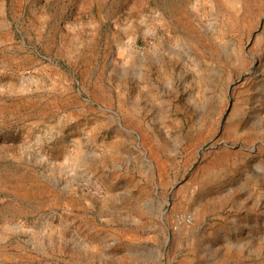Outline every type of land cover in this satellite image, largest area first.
I'll use <instances>...</instances> for the list:
<instances>
[{"label": "rangeland", "instance_id": "obj_1", "mask_svg": "<svg viewBox=\"0 0 264 264\" xmlns=\"http://www.w3.org/2000/svg\"><path fill=\"white\" fill-rule=\"evenodd\" d=\"M0 264H264V0H0Z\"/></svg>", "mask_w": 264, "mask_h": 264}, {"label": "crops", "instance_id": "obj_2", "mask_svg": "<svg viewBox=\"0 0 264 264\" xmlns=\"http://www.w3.org/2000/svg\"><path fill=\"white\" fill-rule=\"evenodd\" d=\"M144 108V110H147V109H149L148 107H147V105L145 104L144 106L142 105H140L139 103H136L135 105H134V109H135V112H137L139 115H141L142 113H141V109H143ZM114 115H118L117 113H115ZM156 115V114H155ZM132 161H134L133 163H135V164H139V161H135V160H132Z\"/></svg>", "mask_w": 264, "mask_h": 264}]
</instances>
